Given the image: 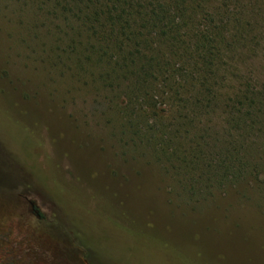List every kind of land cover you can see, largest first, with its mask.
Returning <instances> with one entry per match:
<instances>
[{
	"label": "rangeland",
	"instance_id": "obj_1",
	"mask_svg": "<svg viewBox=\"0 0 264 264\" xmlns=\"http://www.w3.org/2000/svg\"><path fill=\"white\" fill-rule=\"evenodd\" d=\"M262 20L240 69L264 88ZM55 32L29 0H0V264H264V152L258 177L189 197Z\"/></svg>",
	"mask_w": 264,
	"mask_h": 264
},
{
	"label": "trees",
	"instance_id": "obj_2",
	"mask_svg": "<svg viewBox=\"0 0 264 264\" xmlns=\"http://www.w3.org/2000/svg\"><path fill=\"white\" fill-rule=\"evenodd\" d=\"M29 1L60 31L50 46L108 93L135 150L145 144L186 195L260 175L264 88L240 66L257 47L264 0Z\"/></svg>",
	"mask_w": 264,
	"mask_h": 264
},
{
	"label": "flooded vegetation",
	"instance_id": "obj_3",
	"mask_svg": "<svg viewBox=\"0 0 264 264\" xmlns=\"http://www.w3.org/2000/svg\"><path fill=\"white\" fill-rule=\"evenodd\" d=\"M28 212L36 217V219L40 220L42 218V214L38 209L35 202L29 200L28 201Z\"/></svg>",
	"mask_w": 264,
	"mask_h": 264
}]
</instances>
